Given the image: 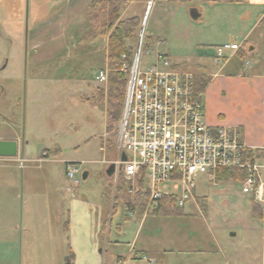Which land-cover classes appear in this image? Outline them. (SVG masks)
Masks as SVG:
<instances>
[{
    "label": "rangeland",
    "instance_id": "1",
    "mask_svg": "<svg viewBox=\"0 0 264 264\" xmlns=\"http://www.w3.org/2000/svg\"><path fill=\"white\" fill-rule=\"evenodd\" d=\"M92 1L0 0V67L7 63L0 71V85L4 88L0 97V139L11 137L18 142L15 157H0V175H7L12 168L19 177L23 176L21 200L18 202L15 197L11 205L18 209H0V216L15 225L13 230L9 225L7 240L0 239V248L3 247L0 264H76L69 253L71 247L66 227L69 200L64 197L74 194L66 190L73 182L66 180L62 163L50 161V158L83 161L76 192L89 196L96 203L107 202L106 206L115 202L116 212L112 221L107 216L105 228L110 229V238H121L122 243L113 250L105 235L99 247L100 259L97 262L90 258L87 264H108L109 254L114 255L111 264H160L154 263L148 255L135 253L137 247L125 250L123 254L125 245L133 239V231L122 235L115 230L116 224H123L125 216H130L123 202L127 185L125 187L118 180L114 186L112 177L105 175L107 165L103 160L114 156L118 120L110 123L107 98L104 97L101 103L96 100L98 90L107 92V83L95 80L98 70L108 65L107 37L93 38L98 23L95 22L97 14L89 10ZM160 1L128 0L121 10L120 19L140 18L135 39L128 40L127 44L135 50L138 36L144 35L142 64L153 62L154 55L159 52L167 53L171 62L172 58L176 61L175 55L187 54L189 45L174 38V34L172 36L169 20L163 18L164 12L174 7L177 12L174 21L180 25L178 30L196 32L204 17L192 18L190 10L217 5L211 0H187L186 15L181 17L177 4H161ZM147 37L150 42L146 41ZM212 58L203 56V64L209 68L222 64V61L215 64ZM84 171L88 175L82 178ZM203 178V175L197 177L198 181ZM199 185L195 187L197 196L207 191V184ZM106 187H110L111 195L103 200L101 193ZM193 199L185 202L183 208L172 209H201V201L195 195ZM215 206L227 207L220 199ZM161 216L164 219H159L160 226L165 223L187 231L188 219L173 213ZM258 220L262 228L254 235L255 245L251 247L253 254L249 253L252 256V260L247 261L249 264H264V224L262 218L258 217ZM229 232L224 229L217 236L227 237ZM145 233L146 227L139 240ZM241 234L242 231H238L234 240L240 241ZM118 250L121 251L116 253Z\"/></svg>",
    "mask_w": 264,
    "mask_h": 264
},
{
    "label": "crops",
    "instance_id": "2",
    "mask_svg": "<svg viewBox=\"0 0 264 264\" xmlns=\"http://www.w3.org/2000/svg\"><path fill=\"white\" fill-rule=\"evenodd\" d=\"M211 1L217 4L215 8L212 6L208 9L204 6V9L196 11L199 18L204 17L196 32L178 30L180 25L174 21L176 10L172 7L164 12L163 6L162 12L166 14L163 18L169 20L168 28L172 36L174 34V38L189 45L187 54L175 55L176 61L172 58L171 63L173 67L207 78L201 93L204 120L209 126L234 127L248 147L261 150L264 147V0ZM160 2L177 4L181 17L186 15L187 0ZM221 46L225 53L222 64L217 68H209L203 64V56L212 58L216 48ZM198 47H202L201 50ZM6 67L7 63L0 67V71ZM14 73L17 74V71ZM0 87L1 97L4 88L2 85ZM49 160L59 161L63 167L65 159ZM10 169L7 175H0V209H18L11 205L14 204L15 197L18 202L21 200L20 186L23 185V176L20 173L19 177L16 170ZM199 183L201 185L198 187L207 184V191L197 196L195 191ZM110 187L102 191L101 199L110 198ZM196 188L194 195L201 201V209H169L174 215L188 219L187 231L165 223L160 226L159 219H164L162 214L145 211L146 195L142 193L136 196L125 190L123 202L130 216H125L123 224H116L115 230L122 235L123 232L130 234L133 231V239L130 244L125 245L122 253L137 247L135 253L148 255L154 263L160 264H244L251 261L252 256L249 253H252L251 247L255 245L253 238L262 228L261 221L253 210L251 191L237 180H217L213 185L205 177L201 181L196 179ZM64 197L69 200L66 208L69 209V218L66 220L67 241L71 247L69 253L71 257L74 256L76 264H87L90 258L98 262L101 253L99 247L105 240V235L108 245L113 250L117 249L122 243L121 238H110V229L105 228L107 216L112 221L114 211L116 212L115 202L112 206H106L107 202H93L89 196L76 191L71 196ZM218 199L227 207L223 209L215 206ZM9 225L12 230L15 229V225L1 215L0 239L9 238ZM145 227L146 233L139 240ZM224 229L230 230L228 236L218 237L217 234L223 233ZM238 231H242L243 238L240 241L234 240ZM119 251L121 250L116 253ZM113 256H107L108 264H111L110 259Z\"/></svg>",
    "mask_w": 264,
    "mask_h": 264
},
{
    "label": "built area",
    "instance_id": "3",
    "mask_svg": "<svg viewBox=\"0 0 264 264\" xmlns=\"http://www.w3.org/2000/svg\"><path fill=\"white\" fill-rule=\"evenodd\" d=\"M143 45L140 33L132 54L121 53L116 63L126 75L124 96L115 127L114 156L103 160L107 166L114 164L113 185L123 179L127 192L135 195L136 182L141 180L146 212L161 202L182 208L193 199L199 175L215 185L218 169H242L246 175L241 183L262 209L264 221V147L263 156L257 157L258 149L248 147L236 128L209 126L204 120L202 93L195 91L196 74L173 67L169 56L160 52L153 62L142 64ZM224 54V47H217L213 62L219 65ZM108 71L105 64L95 80L107 83ZM247 151L254 157L246 156ZM82 163L64 161L66 180L73 182L67 191L77 188Z\"/></svg>",
    "mask_w": 264,
    "mask_h": 264
},
{
    "label": "trees",
    "instance_id": "4",
    "mask_svg": "<svg viewBox=\"0 0 264 264\" xmlns=\"http://www.w3.org/2000/svg\"><path fill=\"white\" fill-rule=\"evenodd\" d=\"M128 0H93L89 5V10L97 14L95 31L93 38L95 37H107L106 55L108 63V81L107 92L102 89L98 90L96 97L97 102L101 103L102 99L108 100V119L110 123H113L116 119H119L120 111L124 96V87L126 75L120 71L116 65V60L121 53L126 52L131 55L133 48L127 44L128 40L135 39L136 29L140 26V18L137 16L127 17L120 19L121 10L124 3ZM89 13V11H88ZM100 17V18H98ZM150 38L147 37L146 41L150 42ZM207 83V78L197 77L194 81L195 91L202 92ZM115 110V113L112 111ZM110 128V126H109ZM257 157L263 156V151L258 150L254 152ZM246 156L254 157L251 151L245 153ZM245 171L237 168H220L216 171L217 180H237L242 181L245 178ZM121 183L126 187L127 183L123 179H119ZM137 191L136 196L143 193V182L138 180L136 182ZM146 195V193H144ZM165 209V210H162ZM169 205L160 203L157 209L152 210L153 214H169L173 213ZM162 210V211H161ZM254 212L256 216L262 218L261 208L254 203ZM149 212V211H148Z\"/></svg>",
    "mask_w": 264,
    "mask_h": 264
},
{
    "label": "water",
    "instance_id": "5",
    "mask_svg": "<svg viewBox=\"0 0 264 264\" xmlns=\"http://www.w3.org/2000/svg\"><path fill=\"white\" fill-rule=\"evenodd\" d=\"M190 16L192 18H197L198 13L196 12V9H191L190 10ZM18 152V142L13 139H0V157H10V156H15ZM121 159H125V154L122 153ZM114 171V164H110L106 170L105 173L108 176H111ZM87 172H83L82 178L86 177Z\"/></svg>",
    "mask_w": 264,
    "mask_h": 264
}]
</instances>
